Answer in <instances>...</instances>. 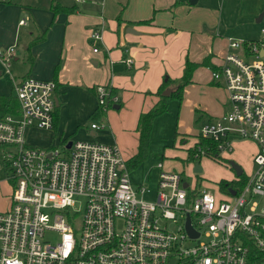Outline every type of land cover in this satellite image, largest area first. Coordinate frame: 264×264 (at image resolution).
I'll use <instances>...</instances> for the list:
<instances>
[{
	"label": "built area",
	"instance_id": "2783aa9c",
	"mask_svg": "<svg viewBox=\"0 0 264 264\" xmlns=\"http://www.w3.org/2000/svg\"><path fill=\"white\" fill-rule=\"evenodd\" d=\"M90 38L100 41L101 30ZM14 46L0 49L18 105L17 113L0 115L1 161L11 185L9 205L0 211V264H264V41L229 37V50L244 54L228 51L211 73L227 92L229 110L202 124L197 141L213 144L219 155L232 150L234 139L257 146L253 173L228 181L226 192L219 181L216 193L162 163L154 187L133 184L116 144L29 145L26 129L52 127L55 83L14 80ZM94 93L100 111L117 102L108 87L97 85ZM193 147L194 157L210 153ZM78 197L83 205L76 217L68 210ZM187 217L198 236L187 233ZM45 230L58 233L55 244L42 241Z\"/></svg>",
	"mask_w": 264,
	"mask_h": 264
},
{
	"label": "crops",
	"instance_id": "0c3cea01",
	"mask_svg": "<svg viewBox=\"0 0 264 264\" xmlns=\"http://www.w3.org/2000/svg\"><path fill=\"white\" fill-rule=\"evenodd\" d=\"M198 1L191 4L189 0H153L144 15L138 13L142 5L133 0L130 5L126 3V10L123 0L116 5L111 0L75 1L77 10L71 12L64 11L67 6L52 3V0L0 3V49L15 45L9 64L13 79L30 76L55 83L52 127L26 129V142L44 148L67 145L73 139L116 144L127 165L136 152L138 115L158 101L156 92L165 78L172 81L166 89L173 90L176 80L182 79L187 62L197 64L188 84H201L207 92L202 102L205 104H200L201 126L227 113V92L222 83L214 81L211 73L220 67L228 51L244 54L241 50H229V37L264 41V0L261 4L257 0H238L235 15L197 6ZM228 4L229 10L230 2ZM198 11L202 14H195ZM20 19L24 20L23 25L18 24ZM95 29L101 30L100 41L90 38ZM94 44L98 47L95 52L92 51ZM126 59L131 62L127 64ZM6 78L3 69L0 70V82L7 81ZM97 85L107 86L117 96V102L109 104L114 111L98 109L94 93ZM8 90V94H0V97L11 96L15 100V109L7 111L15 114L18 105L9 79ZM126 109L131 110L128 113H132L131 121L118 116ZM102 115L106 119L105 127L101 124V128L91 129L89 125ZM123 127L132 128L134 134L128 148L124 147ZM102 128L109 134H97ZM41 131L47 134L40 135V141L33 139V134ZM197 138L194 135L192 142L187 140L183 144L186 152ZM244 144H251L257 150L251 140L235 142V157L230 159L239 165L247 158ZM137 165H127L129 173ZM2 166L0 172L3 171L4 178L0 179V184L8 183L9 187L1 207L4 211L9 205L11 187L6 167Z\"/></svg>",
	"mask_w": 264,
	"mask_h": 264
},
{
	"label": "rangeland",
	"instance_id": "374dc122",
	"mask_svg": "<svg viewBox=\"0 0 264 264\" xmlns=\"http://www.w3.org/2000/svg\"><path fill=\"white\" fill-rule=\"evenodd\" d=\"M119 0H111V2L116 5ZM135 4L142 5V8L138 12L140 15H144L147 10V6L149 8L148 3L153 0H133ZM261 4V0H257ZM137 2V3H136ZM228 2H230V8L228 10ZM238 0H199L198 5L212 7V10L222 11L223 15L230 13L231 15H235L236 9L238 6ZM52 3H59L63 6L74 7L77 10L78 3L76 4L74 0H52ZM126 3L130 5L131 0H123L122 5L125 7ZM121 7V6H120ZM122 7V8H123ZM263 13H264V4H263ZM124 10V9H123ZM126 10V7H125ZM195 14H202L201 11L196 12ZM199 24V23H197ZM19 46V44H18ZM96 45L94 44V48ZM98 48V47H96ZM239 52V51H238ZM248 60V58H245ZM262 61L264 63V57H262ZM0 70L2 68L0 67ZM7 79V78H6ZM179 80V79H178ZM176 80V81H178ZM103 86V85H102ZM188 86V87H187ZM199 86V88H197ZM107 87V86H105ZM187 87V88H186ZM186 89H183V97L182 100H178L176 97L168 98V106L166 112L158 115L153 124H151L150 137L147 146V155L138 163V165L130 170V179L134 184H144L147 187H154L155 181L157 179L158 174V163L163 164V170L175 169L177 172H182L183 179L193 183L194 178H197L201 187H207L212 192L216 193L218 190V182L220 180L231 181L237 178L234 170L230 167L229 161L231 157H235L236 147L232 151H228L227 153H223L220 155L218 159L210 156H201L197 161H189L188 154H190V150L192 148H188L187 152L184 149L183 144L193 141L194 135L198 136L201 128V120H199L200 112L202 108L200 104L206 99L207 92L204 90L201 84H186ZM8 79L7 81L4 79L3 82H0V94H8ZM221 95V92H220ZM220 95L216 96L219 99ZM130 108V106L128 107ZM106 109H110L114 111L111 106H107ZM131 110L126 109V111L121 112L118 116H123V119L126 118L127 121L132 120V113L128 114ZM117 112V111H115ZM113 120L115 118L113 116ZM94 123L97 125L103 124L104 127L106 125V119L104 115L96 118ZM128 126V124L126 125ZM112 127V126H111ZM124 129V147L128 148L130 143L134 140V134L132 132V128L123 127ZM106 128H102L98 131L97 134H109L106 131ZM46 131H41L34 133L33 136L36 141H40L41 136L46 135ZM108 137V136H107ZM78 140V139H77ZM84 140V139H83ZM76 139H73V142ZM80 141V140H78ZM86 141H94V140H86ZM237 141H248L242 139H234L233 144ZM99 142V141H97ZM182 142V143H181ZM36 143V142H35ZM100 143V142H99ZM198 141L194 143L196 145ZM39 144V143H36ZM193 145V146H194ZM119 146V145H118ZM60 147V146H59ZM120 149V147H119ZM1 149H0V168L2 169V161H1ZM256 153L254 147L251 144H244V153L247 158L246 161L241 165L243 169V173L240 177L245 178L253 173L255 169V165L253 163V158ZM187 153V155H186ZM194 154V152H193ZM198 162L202 171L200 173H193L194 163ZM150 177L149 180L147 177ZM4 178L3 171L0 172V179ZM7 185V186H6ZM0 184V211L1 207L4 206L6 201V194L8 193V183ZM11 187V185H10ZM75 204L69 208L68 214L71 213L73 215H77L74 213L77 210L78 214H80L83 199L78 197L76 198ZM64 211H62V214ZM74 216V217H75ZM77 217V216H76ZM75 224V229L79 227L78 221ZM42 241L48 242L50 244H55L58 241V233L53 230H45L42 236ZM194 242H189V245H193Z\"/></svg>",
	"mask_w": 264,
	"mask_h": 264
},
{
	"label": "trees",
	"instance_id": "16d2710c",
	"mask_svg": "<svg viewBox=\"0 0 264 264\" xmlns=\"http://www.w3.org/2000/svg\"><path fill=\"white\" fill-rule=\"evenodd\" d=\"M73 10L74 7L71 6L66 8L64 11L71 12ZM251 41H255V40H251ZM196 66L197 64H193L190 62L186 63L184 69V75L182 79L174 83V88L168 96H163L162 92L167 88V86L172 81L169 80L168 78H165L161 83V86L159 87L158 91L156 92V95L159 97L158 101L153 106H151L147 111L142 112L138 115L135 126V130L138 135L136 152L127 161L128 166H135L141 161H143V159L146 157L148 153L147 146L150 137L151 124H153L154 119L158 115L162 114L163 112H166L168 106V98L176 97L178 100H181L183 95V89L185 85L190 82V75ZM110 93L112 94V91H110ZM15 104H16L15 100L11 96L0 97V113L7 112L8 110L11 109H15ZM196 144L201 145L206 150H208L207 147H210V153L206 154V156L214 157L215 159H218L220 157L216 147L213 144L209 143L208 141L199 140L198 143ZM194 151H195V147H192V150H190V154H188L189 161H197L200 159V157H194L193 155ZM229 184L230 182L226 180H220L219 182L220 190L226 192Z\"/></svg>",
	"mask_w": 264,
	"mask_h": 264
},
{
	"label": "water",
	"instance_id": "95a60500",
	"mask_svg": "<svg viewBox=\"0 0 264 264\" xmlns=\"http://www.w3.org/2000/svg\"><path fill=\"white\" fill-rule=\"evenodd\" d=\"M189 2L191 3V4H193V3H195V0H189ZM264 55V53L262 52L261 53V56H263ZM171 90L172 89H166V90H164L163 91V95L164 96H168L169 95V93L171 92ZM55 105H56V103H54ZM69 144L70 143H68L67 144V147L69 146ZM229 165H230V167L234 170V172H235V174L237 175V176H240L242 173H243V169H242V167H241V165H239L237 162H235L234 160H230L229 161ZM202 171V167H201V165L198 163V162H195L194 163V167H193V173H200ZM184 185H186V183H184ZM230 192L232 193V194H234L235 193V191L234 190H230ZM185 227H186V230H187V233L191 236V237H196V236H198V233L192 228V226H191V224H190V219H189V217H187V219H186V225H185Z\"/></svg>",
	"mask_w": 264,
	"mask_h": 264
}]
</instances>
